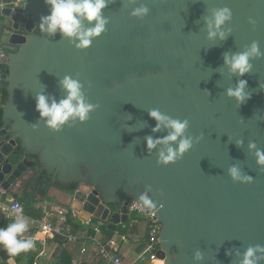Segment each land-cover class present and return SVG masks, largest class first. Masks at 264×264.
<instances>
[{
  "label": "water",
  "instance_id": "obj_1",
  "mask_svg": "<svg viewBox=\"0 0 264 264\" xmlns=\"http://www.w3.org/2000/svg\"><path fill=\"white\" fill-rule=\"evenodd\" d=\"M142 2L150 13L136 19L129 13L138 5L115 0L104 10L106 32L77 50L59 34L38 31L49 12L44 0H0V198L19 182L40 180L44 171L40 196L54 182L82 221L102 220L117 232L131 224L129 204H140L138 196L150 186L154 207L147 210L162 224L157 257L164 264H196L197 250L204 256L200 264H236L226 250L264 245V169L247 148L254 141L264 149V58L251 61L252 72L241 77L251 99L239 108L224 94L237 78L215 70L225 52L253 41L264 52V0ZM225 6L232 11L226 25L232 35L210 42L202 17ZM65 75L79 78L89 102L99 107L87 122L52 132L39 120L35 94L45 87L61 98L58 79ZM154 108L187 119L188 135L203 134L167 166L146 150L144 137L155 126L148 110ZM140 122L147 126L138 129ZM233 164L253 182L234 183L227 174Z\"/></svg>",
  "mask_w": 264,
  "mask_h": 264
},
{
  "label": "clouds",
  "instance_id": "obj_2",
  "mask_svg": "<svg viewBox=\"0 0 264 264\" xmlns=\"http://www.w3.org/2000/svg\"><path fill=\"white\" fill-rule=\"evenodd\" d=\"M114 2L115 0H44L49 12L40 17L36 27L39 32L52 38L59 34L61 39L68 40L77 50H86L92 45L93 40L106 32L109 20L104 15V10ZM132 5L138 6L132 7L129 13L131 17L144 19L149 15L150 9L142 0H126L124 6ZM202 19L208 41L218 40L221 43L232 35V29L226 27L232 21V11L229 7L212 8L210 14L204 15ZM248 22L255 27V20L249 18ZM261 58H264V52L261 51L259 43L253 41L242 51L225 52L223 65L215 70L224 76L226 69L229 79L237 78L235 86L225 89L224 94L233 99L238 108L251 99L248 82L241 77L252 72L251 61ZM58 87L63 93L59 99L47 93L45 87L35 94V110L39 113V120L43 121L45 127L52 132H60L65 126L87 122L90 114L99 107L98 104L89 102L84 92V85L79 78L65 75L58 79ZM259 88L264 91V85L261 83ZM148 116L155 121V126L151 128L153 135L144 137L146 150L148 154L156 152L159 165L167 166L175 163L193 148L194 142L203 139V134L195 138L187 134L189 128L187 119L173 118L155 108L148 110ZM129 117L131 119L130 114ZM260 121L264 122V117H260ZM146 126V123L140 122L138 129ZM33 127H37V124L33 123ZM156 133L164 134L155 136ZM235 144L242 148L244 141L237 139ZM247 148L254 154L258 168L264 169V149H259L254 141H250ZM227 174L234 183H252L254 179L251 175L244 173L237 164L230 166ZM150 191L151 187H146L137 198L146 209L154 207ZM11 215L14 216L13 221L5 227H0V247L9 256L15 257L31 250L35 246L38 235L24 237L29 225L18 205L13 207ZM225 254L235 256L236 264H264V245H249L243 252L240 249H235L234 252L226 250ZM203 259V253L197 250L193 255V261L200 264Z\"/></svg>",
  "mask_w": 264,
  "mask_h": 264
},
{
  "label": "crops",
  "instance_id": "obj_3",
  "mask_svg": "<svg viewBox=\"0 0 264 264\" xmlns=\"http://www.w3.org/2000/svg\"><path fill=\"white\" fill-rule=\"evenodd\" d=\"M24 184V182H19L12 188V192H3L1 199L3 201L15 200V195L21 196L23 194ZM44 196L38 195L37 198L40 199L37 207L44 211V217L42 219H34L23 213L29 225L28 231L24 234V237H36L38 235V238L35 240V246L27 252H22L15 257H10L7 261H4L6 253L3 249H0V264H64L63 258L65 254H67L65 258H69L72 264H112L100 255L98 246L95 245L91 239V236L95 235V233L89 232L91 227L86 226L85 222L82 221L77 214V217L83 222L84 228L75 233L71 231V234L74 235V239L62 236L63 242L59 243L52 240L53 237L48 238V235L52 233L44 232L42 223H52L61 228L66 227L64 222L66 214L69 211L68 203L70 197L65 191L55 188L54 185L48 187ZM43 197L44 199L41 200ZM46 212L49 214H46ZM5 218L9 220L14 219L0 212V226ZM146 227L147 225L145 224V231L147 233ZM116 234L119 235L120 232H113L112 235H109L103 231L102 237L104 239L114 238L116 240ZM122 235V240L124 241H121V243L117 242L118 250L119 252H123L121 255L125 261H133L130 256L136 253L137 250L135 251V247L139 244L144 245L142 241L146 235L137 240L132 236L130 229H128L125 234L122 233ZM154 263L155 261L152 264ZM148 264H151V262Z\"/></svg>",
  "mask_w": 264,
  "mask_h": 264
},
{
  "label": "built area",
  "instance_id": "obj_4",
  "mask_svg": "<svg viewBox=\"0 0 264 264\" xmlns=\"http://www.w3.org/2000/svg\"><path fill=\"white\" fill-rule=\"evenodd\" d=\"M5 52L0 51V57L4 56ZM19 206V210L24 213V206L21 202L17 200L13 201H3L0 198V212L7 214L9 217L14 218L11 215L14 206ZM130 214H140L146 216V237L142 241L144 243V249L137 255L136 259L133 261H125L123 256L119 253L117 241L114 238L104 239L103 226H106V222L102 220H88L84 221L86 226L92 227L94 229L95 235L91 236L92 241L98 246L100 255L110 261L112 264H136L139 261H145L147 255H149L150 262L160 260L157 257V252L160 250L159 234L162 228L160 220L157 218L156 214L150 210L145 209L142 205L132 202L129 204ZM46 214H49L46 212ZM42 229L44 232L59 234L69 239H74V235L71 234L70 227H57L52 223H42Z\"/></svg>",
  "mask_w": 264,
  "mask_h": 264
},
{
  "label": "trees",
  "instance_id": "obj_5",
  "mask_svg": "<svg viewBox=\"0 0 264 264\" xmlns=\"http://www.w3.org/2000/svg\"><path fill=\"white\" fill-rule=\"evenodd\" d=\"M6 99H7V93L4 92L3 102ZM2 116H3V110L0 107V128H2V125H3ZM45 176H46V173L44 171H42L39 174L40 180H35L33 178L32 180L27 181L23 187V194L21 196L15 195V197H16L15 200L21 202L24 206V214L31 217V218H34V219H42L44 217L43 209L37 207V204L40 202V199H37V196L39 195L38 189H39L40 183L45 181ZM47 183H48V187L56 184L54 182H47ZM71 186H72V188H75V185H71ZM44 197L41 200H43ZM12 221L13 220H9L8 218H5L0 227H5L9 223H11ZM64 223H65V226L70 227L71 231L74 233L77 232L78 230L84 228L83 222L77 217L76 213L70 209H69L68 213L66 214V219H65ZM128 229H129V225H127L125 227L120 226L119 232L125 234ZM102 230L109 235L113 234V232L109 231L106 228V226H103ZM89 232L95 233L94 229L92 227L89 230ZM52 240L59 242V243H62L63 237L59 234H53ZM0 249H3V248L0 247ZM4 252L6 253V256H4V261H7L12 256H9L6 251H4ZM66 256H67V254H65V257ZM65 257L63 258L64 264H72L71 260L69 258H65Z\"/></svg>",
  "mask_w": 264,
  "mask_h": 264
},
{
  "label": "rangeland",
  "instance_id": "obj_6",
  "mask_svg": "<svg viewBox=\"0 0 264 264\" xmlns=\"http://www.w3.org/2000/svg\"><path fill=\"white\" fill-rule=\"evenodd\" d=\"M146 216L147 215L132 214L133 221L131 222V224H129V229L132 232V236L135 237L137 240H138V238L143 237V236L146 235V231H145ZM115 236H116V241L117 242L121 243V241H124V240H122V238H123L122 233H120L119 235L116 234ZM143 249H144V245L143 244H141V245L139 244L137 247H135V251L137 250L136 253H133L130 256V258L135 260L137 255ZM119 253L122 254L123 252L120 251ZM148 263H150L149 255H147L145 261H139L136 264H148ZM151 263H153V262H151Z\"/></svg>",
  "mask_w": 264,
  "mask_h": 264
},
{
  "label": "bare ground",
  "instance_id": "obj_7",
  "mask_svg": "<svg viewBox=\"0 0 264 264\" xmlns=\"http://www.w3.org/2000/svg\"><path fill=\"white\" fill-rule=\"evenodd\" d=\"M155 264H164V262L162 260H156Z\"/></svg>",
  "mask_w": 264,
  "mask_h": 264
},
{
  "label": "flooded vegetation",
  "instance_id": "obj_8",
  "mask_svg": "<svg viewBox=\"0 0 264 264\" xmlns=\"http://www.w3.org/2000/svg\"><path fill=\"white\" fill-rule=\"evenodd\" d=\"M4 94V93H3ZM32 177H35V175L34 176H32ZM30 180H32V179H30Z\"/></svg>",
  "mask_w": 264,
  "mask_h": 264
}]
</instances>
